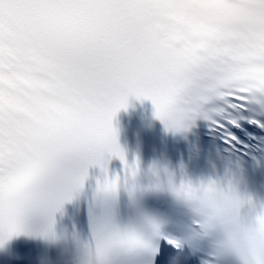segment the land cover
Returning a JSON list of instances; mask_svg holds the SVG:
<instances>
[{
	"label": "snow or ice",
	"instance_id": "1",
	"mask_svg": "<svg viewBox=\"0 0 264 264\" xmlns=\"http://www.w3.org/2000/svg\"><path fill=\"white\" fill-rule=\"evenodd\" d=\"M132 95L151 98L169 130L204 119L229 146L242 121L264 128V0H0V246L25 233L72 264H173L177 238L138 194L240 212L231 184L177 183L155 165L141 181L114 124ZM115 156L124 169L112 175ZM68 203L86 209L87 231L59 225ZM256 220L264 227V212Z\"/></svg>",
	"mask_w": 264,
	"mask_h": 264
},
{
	"label": "clouds",
	"instance_id": "2",
	"mask_svg": "<svg viewBox=\"0 0 264 264\" xmlns=\"http://www.w3.org/2000/svg\"><path fill=\"white\" fill-rule=\"evenodd\" d=\"M155 168L160 172L165 170L158 166ZM240 196L244 200L242 208L250 201L242 194ZM188 204L194 214L184 223L183 233L176 236L178 251L173 264H181L186 250L187 255L205 251L203 264L205 261L207 264H224L229 259L236 260L238 264H264V227L256 220L257 215L264 212V206L255 217L246 218L239 212L232 219H221L201 210L196 203Z\"/></svg>",
	"mask_w": 264,
	"mask_h": 264
}]
</instances>
